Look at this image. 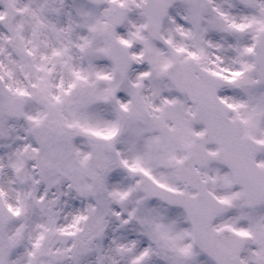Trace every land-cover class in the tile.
<instances>
[{
    "label": "snow or ice",
    "instance_id": "snow-or-ice-1",
    "mask_svg": "<svg viewBox=\"0 0 264 264\" xmlns=\"http://www.w3.org/2000/svg\"><path fill=\"white\" fill-rule=\"evenodd\" d=\"M0 264H264V0H0Z\"/></svg>",
    "mask_w": 264,
    "mask_h": 264
}]
</instances>
